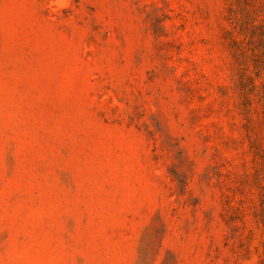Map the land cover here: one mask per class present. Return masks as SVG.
Here are the masks:
<instances>
[{
	"label": "rangeland",
	"instance_id": "374dc122",
	"mask_svg": "<svg viewBox=\"0 0 264 264\" xmlns=\"http://www.w3.org/2000/svg\"><path fill=\"white\" fill-rule=\"evenodd\" d=\"M0 264H264V0H0Z\"/></svg>",
	"mask_w": 264,
	"mask_h": 264
}]
</instances>
